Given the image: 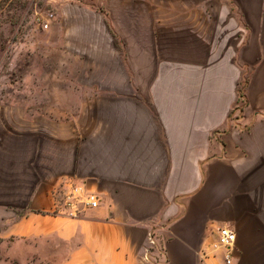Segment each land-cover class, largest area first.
Masks as SVG:
<instances>
[{
    "label": "crops",
    "instance_id": "obj_1",
    "mask_svg": "<svg viewBox=\"0 0 264 264\" xmlns=\"http://www.w3.org/2000/svg\"><path fill=\"white\" fill-rule=\"evenodd\" d=\"M102 7L125 50L161 53L166 39L175 60L151 80L94 81L76 134L66 122L54 136L47 112L0 111V264L19 259L8 243L23 237L39 239L25 254L40 262L144 264L153 230L162 264H225L208 246L221 224L237 233L233 264H264V0ZM242 82L243 119L229 127ZM74 186L99 206L68 214Z\"/></svg>",
    "mask_w": 264,
    "mask_h": 264
},
{
    "label": "rangeland",
    "instance_id": "obj_2",
    "mask_svg": "<svg viewBox=\"0 0 264 264\" xmlns=\"http://www.w3.org/2000/svg\"><path fill=\"white\" fill-rule=\"evenodd\" d=\"M94 1L98 2L0 0V111L47 112L52 116L49 122H52L54 136L61 134L66 122L70 134H76L77 116L82 111V102L91 103L93 95L102 91L91 87L94 81L151 80L158 64L174 59L172 49L167 48L170 41L166 39L159 40L161 53L150 48L149 56H141L136 55L139 48L133 54L125 50V41L116 39L109 31L110 24L105 13L107 9L92 8ZM82 5L90 9L82 8ZM48 10L56 13L57 20L50 29L44 30L36 23L35 15ZM63 13L66 16L60 23ZM133 43L140 47L141 41ZM141 90L133 88L131 94H145ZM238 95L229 127L239 125L240 119H243V82ZM81 187L88 191L84 186ZM262 208L263 214L255 218L264 231ZM59 210L58 207L56 212ZM38 240L23 237L8 243L15 248L14 253L19 257L9 264H23L26 258L27 264H57L40 262L39 257L32 254L27 257L26 250ZM262 250L264 252V247Z\"/></svg>",
    "mask_w": 264,
    "mask_h": 264
},
{
    "label": "built area",
    "instance_id": "obj_3",
    "mask_svg": "<svg viewBox=\"0 0 264 264\" xmlns=\"http://www.w3.org/2000/svg\"><path fill=\"white\" fill-rule=\"evenodd\" d=\"M57 20V15L54 11L37 12L35 21L44 30L51 28L54 21ZM81 196V197H79ZM68 204L70 211L68 214L77 215L79 212L78 204L83 203L88 207L99 206V196L95 192L85 191L83 187H73V191L69 194ZM237 233L232 226L224 224L220 225L216 230V238L208 244L211 251H221L222 258L225 264H233L236 253ZM142 261L144 264H162L166 263V248L153 230L148 235V246L145 249Z\"/></svg>",
    "mask_w": 264,
    "mask_h": 264
},
{
    "label": "trees",
    "instance_id": "obj_4",
    "mask_svg": "<svg viewBox=\"0 0 264 264\" xmlns=\"http://www.w3.org/2000/svg\"><path fill=\"white\" fill-rule=\"evenodd\" d=\"M244 87H245V85H244ZM244 89V88H243ZM242 91V90H241ZM243 93V92H242Z\"/></svg>",
    "mask_w": 264,
    "mask_h": 264
}]
</instances>
